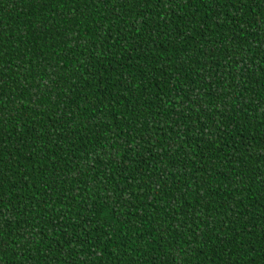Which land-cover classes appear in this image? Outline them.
Masks as SVG:
<instances>
[{
    "label": "trees",
    "instance_id": "obj_1",
    "mask_svg": "<svg viewBox=\"0 0 264 264\" xmlns=\"http://www.w3.org/2000/svg\"><path fill=\"white\" fill-rule=\"evenodd\" d=\"M0 264H264V0H0Z\"/></svg>",
    "mask_w": 264,
    "mask_h": 264
}]
</instances>
